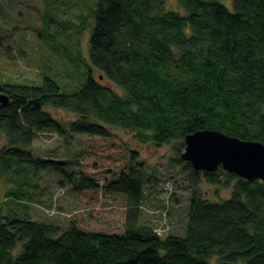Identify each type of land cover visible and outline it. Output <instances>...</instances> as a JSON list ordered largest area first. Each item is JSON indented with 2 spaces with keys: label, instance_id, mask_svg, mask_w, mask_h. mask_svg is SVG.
<instances>
[{
  "label": "trees",
  "instance_id": "1",
  "mask_svg": "<svg viewBox=\"0 0 264 264\" xmlns=\"http://www.w3.org/2000/svg\"><path fill=\"white\" fill-rule=\"evenodd\" d=\"M176 1L187 15L166 10L164 0H96L89 9V59L111 87L90 73L73 92L47 73L39 85L0 76V93L9 99L8 106L0 105V132L8 142L0 152L3 170L10 174L17 166L26 174L25 164L32 170L67 166L34 158L28 149L41 132L66 140L79 135L80 155L93 161L96 174L86 170L75 192L87 205L99 195L123 196L127 205L123 226L114 232L75 221L61 230L15 212L5 216L0 206V264H211L214 258L217 264H264V182H248L221 167L198 172L181 160L185 137L197 131L264 144V0H234L233 11L222 0ZM48 108L78 119L63 123ZM114 127L157 148L177 142V162L191 192L183 235L163 237L143 223L144 187L154 176L138 151L121 148ZM99 160L108 166L100 168ZM202 179L233 186L231 198L205 200ZM23 196L29 194L12 191L5 203L22 205Z\"/></svg>",
  "mask_w": 264,
  "mask_h": 264
},
{
  "label": "rangeland",
  "instance_id": "2",
  "mask_svg": "<svg viewBox=\"0 0 264 264\" xmlns=\"http://www.w3.org/2000/svg\"><path fill=\"white\" fill-rule=\"evenodd\" d=\"M233 1L222 0L221 3L233 11ZM95 3L96 0H0L1 79L39 85L41 74L47 73L57 80L61 89L73 92L83 86L90 73L102 85L111 87L89 59V39L94 23L89 9H94ZM164 3L166 10L187 15L176 0H164ZM80 16L85 17V29H82ZM116 91L123 93L118 88ZM47 111L63 123L78 119L61 109L48 108ZM112 131L121 148L129 147L139 152L148 173L154 176L153 183H146L144 187L143 223L153 226L163 237L183 235L188 223L191 192L183 167L177 162L174 151L177 142L157 148L151 143L138 142L132 132L117 127ZM81 146L79 135L66 140L56 133L41 132L28 149L34 158L66 163L67 166L45 170L34 167L33 171L25 164L26 174L17 172V166H13L14 170L9 174L0 165L3 215L12 216L15 212L18 217L54 225L61 230L75 221L85 229L120 231L127 206L123 196L102 198L99 195L95 202L87 205L75 192L79 176L85 175L86 170L92 176L96 174L93 161L80 155ZM99 146H102L100 142ZM7 148V138L0 132V152ZM112 152L106 150L107 154ZM77 159L79 165H76ZM97 166L106 168L108 165L99 160ZM199 188L203 198L212 203L230 199L233 192V186H212L204 179ZM12 191L29 196L21 198L22 205L11 207L5 202ZM217 262V258L211 260V264Z\"/></svg>",
  "mask_w": 264,
  "mask_h": 264
},
{
  "label": "water",
  "instance_id": "3",
  "mask_svg": "<svg viewBox=\"0 0 264 264\" xmlns=\"http://www.w3.org/2000/svg\"><path fill=\"white\" fill-rule=\"evenodd\" d=\"M0 105H9V99L1 93ZM184 144L181 160L198 172L212 173L221 167L248 182H264V144L261 142L203 130L186 136Z\"/></svg>",
  "mask_w": 264,
  "mask_h": 264
}]
</instances>
